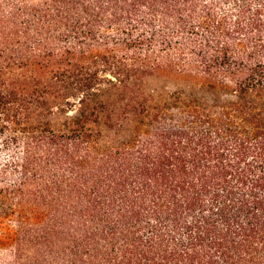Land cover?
<instances>
[{
	"label": "trees",
	"instance_id": "trees-1",
	"mask_svg": "<svg viewBox=\"0 0 264 264\" xmlns=\"http://www.w3.org/2000/svg\"><path fill=\"white\" fill-rule=\"evenodd\" d=\"M0 264H264V0H0Z\"/></svg>",
	"mask_w": 264,
	"mask_h": 264
},
{
	"label": "rangeland",
	"instance_id": "rangeland-1",
	"mask_svg": "<svg viewBox=\"0 0 264 264\" xmlns=\"http://www.w3.org/2000/svg\"><path fill=\"white\" fill-rule=\"evenodd\" d=\"M5 156L1 155L0 158L3 159Z\"/></svg>",
	"mask_w": 264,
	"mask_h": 264
}]
</instances>
